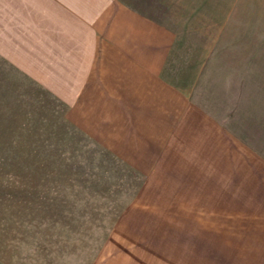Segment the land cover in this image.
<instances>
[{
	"label": "rangeland",
	"instance_id": "obj_1",
	"mask_svg": "<svg viewBox=\"0 0 264 264\" xmlns=\"http://www.w3.org/2000/svg\"><path fill=\"white\" fill-rule=\"evenodd\" d=\"M184 2L210 17L155 0L141 3L188 31L200 54L192 101L231 129L233 144L248 148H232L233 161L255 153L264 160V0ZM20 69L0 56V264H133L134 257L143 263L163 251L153 247L164 241L166 252L178 246L186 260L198 252L208 256L197 242L200 249H193V240L207 238L218 251L223 232L199 228L207 218L192 216L193 202L167 200L175 186L160 179L175 169L156 168L161 176L154 179L129 168L68 120L70 91L62 83Z\"/></svg>",
	"mask_w": 264,
	"mask_h": 264
},
{
	"label": "crops",
	"instance_id": "obj_2",
	"mask_svg": "<svg viewBox=\"0 0 264 264\" xmlns=\"http://www.w3.org/2000/svg\"><path fill=\"white\" fill-rule=\"evenodd\" d=\"M144 1L0 0V56L38 80L62 83L70 91L68 120L129 168L154 179L156 168L175 169L160 179L175 186L167 200L193 202L192 216L207 218L198 227L224 234L215 254L210 238L193 240L206 257L198 252L185 263L182 250L166 252L164 241L153 247L163 249L158 255L133 264H264V160L252 151L233 161L232 148H248L233 144L231 129L192 101L200 54L188 31L145 11ZM155 1L210 17L195 3Z\"/></svg>",
	"mask_w": 264,
	"mask_h": 264
}]
</instances>
